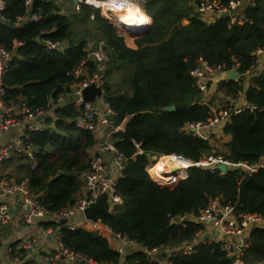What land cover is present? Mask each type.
Listing matches in <instances>:
<instances>
[{"label":"trees","instance_id":"obj_1","mask_svg":"<svg viewBox=\"0 0 264 264\" xmlns=\"http://www.w3.org/2000/svg\"><path fill=\"white\" fill-rule=\"evenodd\" d=\"M24 1L5 0L4 19L0 22V45L9 49L14 39L25 42L4 76L7 99L21 95L28 105L48 109L49 96L56 98L72 80L71 71L84 56L88 39L92 40L93 35L96 40L103 39L109 52L105 97L114 109L115 124L127 118L124 129L112 134L116 147L127 159L117 185L120 203L98 215L104 225L145 248H173L191 239L197 226L187 223L182 227L171 219L182 213H196L210 198L219 197L237 210L264 215V167L246 173L238 166H227L219 174L207 167L191 166L186 178L167 187L150 178L145 169L148 157L145 153L133 155L135 146L131 142L132 138L140 142L144 151L182 154L192 161L212 153L231 162L254 164L259 160L264 152V71L246 89V99L254 108L237 111L223 124L222 132L228 137L223 148L213 151L214 142L186 134L181 127L208 117L209 107L198 103L200 96L189 75L199 56L225 70L235 62L239 72L253 64L252 51L264 40V0L241 6L243 21L233 24H228V17H216L211 23L201 20L195 11V3L200 0H143L151 24L134 37L135 48L126 45L99 8L86 4H81L78 11L69 5L67 13L60 14L53 1L35 0L31 9L40 12L42 18L16 27V17L25 11ZM74 25H82L83 29L78 33ZM36 36L67 41L69 46L62 53L47 51L34 43ZM239 87L235 80L217 83V90L226 94H234ZM167 105H173V109L165 110ZM56 113L55 130L31 133V141L39 147L38 164L27 173L34 191H43L41 200L48 210L73 201L80 186L78 173L88 165L86 149L95 141L91 133L74 126L77 112L70 104ZM47 144L51 152L43 151ZM47 225L50 223H44ZM60 233L67 247L94 260L150 264L141 251L122 257L105 236L82 225L74 229L61 226ZM263 260L264 228H254L241 261L255 264ZM172 264H232V258L214 243H199L190 254H176Z\"/></svg>","mask_w":264,"mask_h":264},{"label":"built area","instance_id":"obj_2","mask_svg":"<svg viewBox=\"0 0 264 264\" xmlns=\"http://www.w3.org/2000/svg\"><path fill=\"white\" fill-rule=\"evenodd\" d=\"M35 0H25V11L16 17L14 26L23 27L27 23H36L42 18L40 12L32 11L31 6ZM53 1L57 5L56 13H67L68 6H62L60 0H41ZM69 3L74 11L80 9L81 4L99 8L103 16L114 19V8L122 9L128 5L136 4L142 11L143 0H63ZM103 2L104 5H99ZM135 2V3H134ZM255 0H200L195 3V11L198 17L211 23L217 15L228 12V24L241 23L243 21L240 7L251 6ZM5 0H0V22L3 21V10ZM113 10L114 12H110ZM93 17V16H91ZM116 22V21H115ZM150 22L141 26V29L129 31L126 26L120 25L124 33H131L133 36L140 35L150 26ZM42 33H48V30H42ZM34 43L47 51L62 53L68 48L67 41L52 40L46 37L36 36ZM24 41L13 40L11 47L5 48L0 45V138L8 130L17 128L18 132L14 138L2 143L0 141V166L10 160L14 155L23 159L29 170H35L37 167L36 146L30 139L31 133L39 130L48 129L50 122L40 120L48 112L52 103L68 97L69 104L77 112L74 117V126L80 130L87 131L93 135L94 142L86 149L88 165L78 173L80 182L79 191L74 195L73 201L68 205L57 209H46L42 198L35 193L30 182V177L25 175L19 179L7 173H0V194L16 195L20 197L21 203L25 208V219L31 222L34 219L48 217L56 223L66 219V228L74 229L82 225L86 229L94 230L105 236L111 243L113 249L122 257L131 252L141 251L144 253L146 261L150 264H172L173 257L176 254H190L199 243H214L226 256L232 258V264H244L241 258L249 246V237L254 228H264V215L257 212H246L237 210L234 204L223 202L219 197L210 198L208 203L200 208L196 213H182L174 216L171 221L180 226L192 223L197 226L194 235L189 240H184L173 248L152 247L145 248L135 240L118 231L112 230L104 225L99 218L95 221L87 219L84 216V209L90 206L100 193H106L109 203V211L115 204L120 203L121 198L117 190L118 179L123 176L126 165V157L116 145L112 134L119 129V124L113 122L115 114L113 107L105 97L104 85L106 82V66L109 60V52L106 49L105 41L87 40L84 45V56L74 66L71 74L72 80L64 87L63 98H48V109H43L33 105H28L24 97L19 95L15 99H7V91L4 86V76L11 66L13 57H19L18 48L24 45ZM254 55L253 64L245 70L239 72L235 81L240 85L234 94L222 93L220 95L222 103L220 106L211 105L210 99L213 93L212 78L214 75L224 70L222 65H211L203 57L196 59L195 65L190 70L189 75L193 81V86L199 93L198 103L209 107L206 120L198 122H187L181 130L186 134L198 135L204 140L215 143L222 137V126L231 115L242 109H253L246 99V89L251 85V79L254 74L264 67V40L263 45L252 51ZM237 69L238 63L235 62ZM93 84L100 88V95H95L94 100L85 99L82 95L84 87ZM217 89V87H216ZM215 88L213 92H215ZM218 91V90H217ZM220 134V136L218 135ZM218 135V136H217ZM217 136V139H215ZM135 146L133 155L143 154L148 157L145 169L152 180L163 186L171 187L176 181L184 179L187 176V169L191 166L207 167L211 172L217 171L223 174L224 170L217 168V164L223 162L227 166H238L246 173H254L264 167V152L259 160L254 164L246 161L231 162L221 154H210L200 161H192L182 154L153 153L144 151L141 143L131 139ZM44 151V150H43ZM45 152H51L46 150ZM156 155V156H154ZM75 214L79 215V223L73 224L67 222ZM9 214L6 207H0V223H6ZM56 237V252L49 258L50 264H56V260L63 256L71 264H107L102 261L94 260L86 254L67 247L61 239L60 230L54 232ZM26 246L24 243H15L6 249L7 257L12 261L11 253L16 249ZM1 264V261H0ZM255 264H264V260Z\"/></svg>","mask_w":264,"mask_h":264},{"label":"crops","instance_id":"obj_3","mask_svg":"<svg viewBox=\"0 0 264 264\" xmlns=\"http://www.w3.org/2000/svg\"><path fill=\"white\" fill-rule=\"evenodd\" d=\"M148 20V19H147ZM118 31V29H117ZM119 34H121L118 31ZM130 36L129 40H126L124 34H121L124 37V41L127 46L131 48H135L134 37L131 33H125ZM261 68L254 74L253 79H257L260 77L262 72L264 71V67ZM215 76V75H214ZM223 77V76H222ZM214 78V77H213ZM212 78V87L210 88V92L214 95V88L217 91V83L213 81ZM222 78L220 77L221 81ZM218 81V82H219ZM253 84V83H252ZM63 86V85H62ZM64 91L60 92L57 96L63 98ZM212 95V97H213ZM211 97V99H212ZM210 99V101H211ZM69 104L68 97H64L62 100L57 101V99L52 103L51 108L42 116L40 120H47L48 118L55 119L59 113H56L57 109H63L66 105ZM127 118H125L120 124L119 129H124L125 122ZM49 121V122H50ZM50 127L48 129L55 130L53 121L47 125ZM57 131V130H56ZM18 129H10L6 131L0 138L2 143L12 139L17 134ZM222 137L217 139L216 136L215 144L217 145L219 142L225 143L228 141L227 135L222 133ZM224 146V144H223ZM44 151L50 150L52 151V147L50 145H44ZM28 165L27 163L21 159L20 156L14 155L10 160L0 166V173H7L13 175L15 178L19 179L28 173ZM31 180V179H30ZM31 182V181H30ZM35 190V189H34ZM79 191V190H77ZM76 191V192H77ZM40 197L43 195V191H35ZM20 197L16 195L9 194H0V207H6L9 219L6 223H0V261L1 264H50L49 258H51L56 252V237L54 232L56 230H60L61 226L66 227L65 223H56L48 217H43L40 219H34L31 222H27L25 219L26 211L22 203H20ZM79 215L75 214L73 217H70L67 222H71L73 224L79 223ZM50 223V225L44 226V223ZM15 243H24L26 246L22 247L20 251H12L11 258L12 261L7 257L6 249L8 246H13ZM56 264H71L64 259L63 256H60L56 260Z\"/></svg>","mask_w":264,"mask_h":264},{"label":"water","instance_id":"obj_4","mask_svg":"<svg viewBox=\"0 0 264 264\" xmlns=\"http://www.w3.org/2000/svg\"><path fill=\"white\" fill-rule=\"evenodd\" d=\"M110 12H114V11L110 10ZM228 14H229L228 12H223V13L218 14L217 16L218 17H227ZM186 22H187V20H183V23H186ZM149 27L150 26H148L145 31H147L149 29ZM220 77L222 78V80H235V78L237 77V69L235 68V66H232L230 69L221 70L215 74L213 81L215 83H218V81L220 80ZM100 93H101L100 88L97 86H94L93 84L84 87L82 90L83 97L85 99H88V100H94L95 95H100ZM164 109L165 110H172L173 105H167L164 107ZM154 156H156V155H154ZM217 168L220 170H225L226 164L223 162H220L217 164ZM20 203H21V201H20ZM108 211H109V203L107 201V195H106V193H100L98 195V197L96 198V200L94 201V203H92L90 206H88L84 209V216L87 219L95 221L98 218V215L100 213L108 212ZM65 222H66V219H63L60 221V223H65Z\"/></svg>","mask_w":264,"mask_h":264},{"label":"bare ground","instance_id":"obj_5","mask_svg":"<svg viewBox=\"0 0 264 264\" xmlns=\"http://www.w3.org/2000/svg\"><path fill=\"white\" fill-rule=\"evenodd\" d=\"M99 5H104V3L99 2ZM115 13L114 19L117 22V25L126 26L129 31L133 32L134 29H141V26H145L150 22V17L144 13L140 7L137 5H128L123 9L119 7L118 9L114 8ZM124 18V19H123ZM123 19V20H122ZM148 19V20H147ZM104 262V261H102ZM107 263V262H105ZM109 264V263H107Z\"/></svg>","mask_w":264,"mask_h":264},{"label":"rangeland","instance_id":"obj_6","mask_svg":"<svg viewBox=\"0 0 264 264\" xmlns=\"http://www.w3.org/2000/svg\"><path fill=\"white\" fill-rule=\"evenodd\" d=\"M60 3L62 4V6H65V7H69V3H67L66 1H63V0H60ZM135 3V2H134ZM136 5V4H135ZM142 10V9H141ZM68 14H69V17L70 18H72V15H70V14H72L71 12H68ZM109 19V18H108ZM124 19V18H123ZM122 19V20H123ZM115 26H116V28L118 29V31L121 33V34H124V36H125V38H126V40H129V37L130 36H128V35H126L125 33H124V30H123V28L122 27H120V25L118 26L117 25V22H115V21H113V20H110ZM74 28H76V30H77V32L79 33L82 29H83V27H82V25H74L73 26ZM92 40H96L95 38V36L93 35L92 36ZM212 93V92H211ZM223 92L222 91H215L214 92V95H213V97H212V99H211V101H210V103H211V105H215V106H220L221 105V103H222V99H221V97H220V95L222 94ZM223 144L224 143H222V142H219L217 145L214 143L213 144V151H215L216 149H219V148H223Z\"/></svg>","mask_w":264,"mask_h":264},{"label":"clouds","instance_id":"obj_7","mask_svg":"<svg viewBox=\"0 0 264 264\" xmlns=\"http://www.w3.org/2000/svg\"><path fill=\"white\" fill-rule=\"evenodd\" d=\"M144 13H146L145 10H144ZM146 14H147V13H146ZM147 15H148V14H147ZM148 16H149V15H148ZM149 17H150V16H149Z\"/></svg>","mask_w":264,"mask_h":264}]
</instances>
